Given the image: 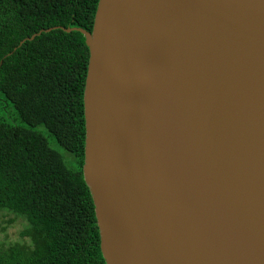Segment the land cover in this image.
<instances>
[{"label": "water", "instance_id": "1", "mask_svg": "<svg viewBox=\"0 0 264 264\" xmlns=\"http://www.w3.org/2000/svg\"><path fill=\"white\" fill-rule=\"evenodd\" d=\"M82 172L105 264H264V0H98ZM15 49V48H14Z\"/></svg>", "mask_w": 264, "mask_h": 264}, {"label": "trees", "instance_id": "2", "mask_svg": "<svg viewBox=\"0 0 264 264\" xmlns=\"http://www.w3.org/2000/svg\"><path fill=\"white\" fill-rule=\"evenodd\" d=\"M98 0H0V213L25 219L0 264H105L85 183L83 89ZM15 48V49H14ZM48 138L62 148L50 146Z\"/></svg>", "mask_w": 264, "mask_h": 264}, {"label": "rangeland", "instance_id": "3", "mask_svg": "<svg viewBox=\"0 0 264 264\" xmlns=\"http://www.w3.org/2000/svg\"><path fill=\"white\" fill-rule=\"evenodd\" d=\"M48 142L51 147L59 149L60 153L66 159V152L56 145L50 138ZM26 226V221L24 218L15 215L12 212L2 211L0 213V243L2 245H7L11 242H23L27 240V237L21 236L20 232Z\"/></svg>", "mask_w": 264, "mask_h": 264}]
</instances>
